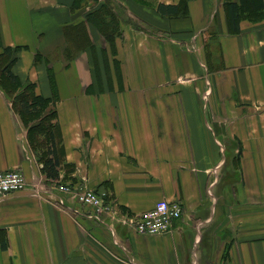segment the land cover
<instances>
[{
  "label": "crops",
  "instance_id": "crops-1",
  "mask_svg": "<svg viewBox=\"0 0 264 264\" xmlns=\"http://www.w3.org/2000/svg\"><path fill=\"white\" fill-rule=\"evenodd\" d=\"M109 1L114 51L86 22L91 44L67 61L65 27L95 0H0V50L20 47L12 71L50 98L63 148L47 177L0 86V170L26 181L0 199V264H264V0L236 32L227 0L174 16L157 4L179 0ZM60 184L111 208L97 218ZM162 198L181 204L172 228L132 229Z\"/></svg>",
  "mask_w": 264,
  "mask_h": 264
},
{
  "label": "trees",
  "instance_id": "trees-1",
  "mask_svg": "<svg viewBox=\"0 0 264 264\" xmlns=\"http://www.w3.org/2000/svg\"><path fill=\"white\" fill-rule=\"evenodd\" d=\"M81 1V0H80ZM98 6L87 12L86 20L76 25L65 27L68 42L63 55L67 61L71 60L81 49L90 45L84 25L89 22L99 30L105 41L114 51L115 37L121 36V19L109 0H95ZM76 4V1H75ZM188 0H179L178 4L159 2L157 11L164 15L187 13ZM229 27L233 32L239 31V21L254 9L262 8V0H227L225 2ZM146 29V28H145ZM19 46H4L0 50V86L10 96L13 109L19 114L23 125L27 129V139L32 149L39 150L41 171L47 177H57L61 165L63 148L60 144V131L55 120L56 112L50 106V98L34 91L31 82H22L12 71V64L16 60L15 52ZM38 53L35 60H38ZM114 62H117L115 59ZM38 135L43 140L37 142ZM43 145L39 149L38 145ZM1 247H6L5 238L0 236Z\"/></svg>",
  "mask_w": 264,
  "mask_h": 264
},
{
  "label": "built area",
  "instance_id": "built-area-1",
  "mask_svg": "<svg viewBox=\"0 0 264 264\" xmlns=\"http://www.w3.org/2000/svg\"><path fill=\"white\" fill-rule=\"evenodd\" d=\"M25 184V176L20 168L0 170V199L21 190ZM58 188L64 193H73L77 202L93 208L97 218L100 217V213L111 208V204L104 197V193L94 188L80 187L71 190L63 184H60ZM181 213L179 201L162 198L155 201L151 208L138 213L128 221L132 229L137 232L156 234L170 230L173 222L181 216Z\"/></svg>",
  "mask_w": 264,
  "mask_h": 264
},
{
  "label": "rangeland",
  "instance_id": "rangeland-1",
  "mask_svg": "<svg viewBox=\"0 0 264 264\" xmlns=\"http://www.w3.org/2000/svg\"><path fill=\"white\" fill-rule=\"evenodd\" d=\"M42 138H43L42 135H38L37 142L39 143V141L43 140ZM38 148H39V149H43V145H42V144H41V145H38ZM232 178H234V177L232 176Z\"/></svg>",
  "mask_w": 264,
  "mask_h": 264
}]
</instances>
